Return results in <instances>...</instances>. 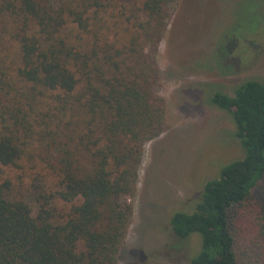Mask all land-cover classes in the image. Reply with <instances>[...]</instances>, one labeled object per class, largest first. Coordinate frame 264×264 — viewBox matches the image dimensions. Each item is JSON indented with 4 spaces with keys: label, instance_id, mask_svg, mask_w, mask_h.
I'll return each instance as SVG.
<instances>
[{
    "label": "trees",
    "instance_id": "obj_1",
    "mask_svg": "<svg viewBox=\"0 0 264 264\" xmlns=\"http://www.w3.org/2000/svg\"><path fill=\"white\" fill-rule=\"evenodd\" d=\"M177 2L0 0V264H119L166 128L156 55ZM209 104L244 156L171 229L201 236L192 264H264V78Z\"/></svg>",
    "mask_w": 264,
    "mask_h": 264
},
{
    "label": "rangeland",
    "instance_id": "obj_2",
    "mask_svg": "<svg viewBox=\"0 0 264 264\" xmlns=\"http://www.w3.org/2000/svg\"><path fill=\"white\" fill-rule=\"evenodd\" d=\"M173 6L156 55L166 128L144 148L119 264H192L201 236L176 237L171 217L193 212L205 182L244 156L230 114L209 100L264 78V0H179ZM71 206L57 201L63 212Z\"/></svg>",
    "mask_w": 264,
    "mask_h": 264
}]
</instances>
